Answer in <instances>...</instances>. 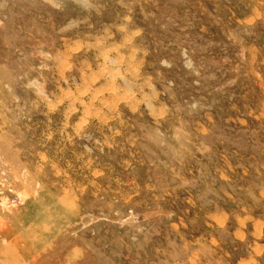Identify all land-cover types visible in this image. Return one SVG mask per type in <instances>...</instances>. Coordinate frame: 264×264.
<instances>
[{"label":"rangeland","instance_id":"374dc122","mask_svg":"<svg viewBox=\"0 0 264 264\" xmlns=\"http://www.w3.org/2000/svg\"><path fill=\"white\" fill-rule=\"evenodd\" d=\"M0 264H264V0H0Z\"/></svg>","mask_w":264,"mask_h":264},{"label":"bare ground","instance_id":"6f19581e","mask_svg":"<svg viewBox=\"0 0 264 264\" xmlns=\"http://www.w3.org/2000/svg\"><path fill=\"white\" fill-rule=\"evenodd\" d=\"M31 249V248H30ZM27 250V249H26ZM27 252H29V251H27ZM32 252V251H31Z\"/></svg>","mask_w":264,"mask_h":264}]
</instances>
